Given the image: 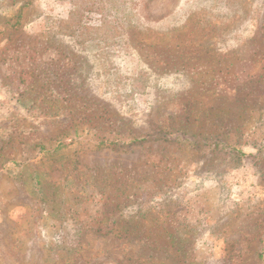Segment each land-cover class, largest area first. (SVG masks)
<instances>
[{"label":"rangeland","instance_id":"1","mask_svg":"<svg viewBox=\"0 0 264 264\" xmlns=\"http://www.w3.org/2000/svg\"><path fill=\"white\" fill-rule=\"evenodd\" d=\"M0 264H264V0H0Z\"/></svg>","mask_w":264,"mask_h":264},{"label":"trees","instance_id":"2","mask_svg":"<svg viewBox=\"0 0 264 264\" xmlns=\"http://www.w3.org/2000/svg\"><path fill=\"white\" fill-rule=\"evenodd\" d=\"M19 10H21V7L19 8ZM20 16V11H19V13H18V15H17V18ZM144 140H146V138H141V139H134V140H132L130 143H137V142H142V141H144ZM99 146H111V145H113V143L112 142H107V141H101L99 144H98Z\"/></svg>","mask_w":264,"mask_h":264}]
</instances>
